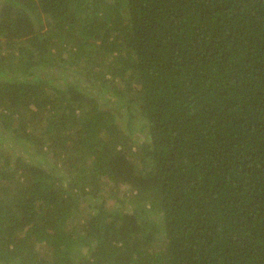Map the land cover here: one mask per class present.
Masks as SVG:
<instances>
[{
    "label": "trees",
    "instance_id": "obj_1",
    "mask_svg": "<svg viewBox=\"0 0 264 264\" xmlns=\"http://www.w3.org/2000/svg\"><path fill=\"white\" fill-rule=\"evenodd\" d=\"M0 264H264V0H0Z\"/></svg>",
    "mask_w": 264,
    "mask_h": 264
},
{
    "label": "rangeland",
    "instance_id": "obj_2",
    "mask_svg": "<svg viewBox=\"0 0 264 264\" xmlns=\"http://www.w3.org/2000/svg\"><path fill=\"white\" fill-rule=\"evenodd\" d=\"M17 187H15L14 185H12L10 188H9V191L12 192V193H15L17 192Z\"/></svg>",
    "mask_w": 264,
    "mask_h": 264
}]
</instances>
